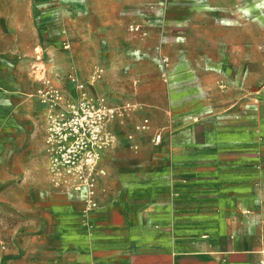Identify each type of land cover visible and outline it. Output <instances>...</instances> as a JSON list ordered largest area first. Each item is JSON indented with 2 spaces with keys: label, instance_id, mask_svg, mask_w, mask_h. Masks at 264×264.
<instances>
[{
  "label": "crops",
  "instance_id": "0c3cea01",
  "mask_svg": "<svg viewBox=\"0 0 264 264\" xmlns=\"http://www.w3.org/2000/svg\"><path fill=\"white\" fill-rule=\"evenodd\" d=\"M124 3L139 10L122 32ZM155 3L0 0V264L264 260V0ZM131 21L148 36L129 33ZM95 64L104 74L91 91L138 107L109 124L117 141L100 155L86 225L83 192L49 182L32 94L41 67L72 97L68 73L87 79Z\"/></svg>",
  "mask_w": 264,
  "mask_h": 264
},
{
  "label": "built area",
  "instance_id": "2783aa9c",
  "mask_svg": "<svg viewBox=\"0 0 264 264\" xmlns=\"http://www.w3.org/2000/svg\"><path fill=\"white\" fill-rule=\"evenodd\" d=\"M146 2H149V9L155 8L156 0ZM127 30L139 39L148 36L144 22L131 21L127 24ZM63 46L69 48L70 41L64 39ZM161 61L164 66L168 63L164 56ZM33 69L36 70L37 66H33ZM37 70L39 76L34 78L39 85L32 95L45 108L44 144L49 182L58 189L83 192L82 214L84 223L88 225L89 213L98 206V180L106 174V170L99 166L100 155L117 141V135L109 124L113 121L123 124L138 106L129 102L113 106L104 96L91 91L90 88L104 74V68L98 64L92 66L87 79L80 78L74 71L68 73L67 79L74 89L72 97H68L53 82L43 67ZM148 128L147 118L134 126L137 131ZM127 138L132 139L133 136L129 134ZM159 140L160 135L156 134L153 142ZM132 147L135 149V146ZM258 264H264V260Z\"/></svg>",
  "mask_w": 264,
  "mask_h": 264
},
{
  "label": "rangeland",
  "instance_id": "374dc122",
  "mask_svg": "<svg viewBox=\"0 0 264 264\" xmlns=\"http://www.w3.org/2000/svg\"><path fill=\"white\" fill-rule=\"evenodd\" d=\"M131 7L134 10V8H138L139 6L138 5H135V7H134L132 5H129L128 3H124L123 4V8L121 9V19H120V23H119V29L122 32H125L124 27L126 26V20H127V16H125L126 15L125 13H127L128 12V8H131ZM137 10H139V8ZM92 21H93V26L95 27L97 21L95 19L92 20ZM90 38H91V42H88V45H91L92 42L93 43L96 42V36L95 35L90 36ZM90 51H91V53H93L92 56L94 57L92 60H90V62H97L98 61V57L97 56L95 57V55H96V52H94L95 51V47L92 46V48L90 49Z\"/></svg>",
  "mask_w": 264,
  "mask_h": 264
}]
</instances>
